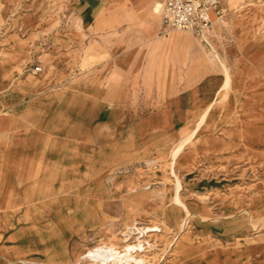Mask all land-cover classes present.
<instances>
[{
  "label": "rangeland",
  "instance_id": "obj_1",
  "mask_svg": "<svg viewBox=\"0 0 264 264\" xmlns=\"http://www.w3.org/2000/svg\"><path fill=\"white\" fill-rule=\"evenodd\" d=\"M162 2L90 27L76 0H0L2 108L18 90L41 147L0 169V264H264V0H220L201 34L163 29ZM170 105L174 126L138 124Z\"/></svg>",
  "mask_w": 264,
  "mask_h": 264
},
{
  "label": "crops",
  "instance_id": "obj_2",
  "mask_svg": "<svg viewBox=\"0 0 264 264\" xmlns=\"http://www.w3.org/2000/svg\"><path fill=\"white\" fill-rule=\"evenodd\" d=\"M110 4V0H76V5L79 8V13L81 15V23L82 25H89L90 27H94L95 20L99 18L106 10L107 6ZM161 21V18H160ZM161 26V22H160ZM170 89H173V85L170 84ZM10 93L11 96V109L3 111V102L4 99L3 89L0 87V169L6 167L9 169L7 174L15 175L18 174L20 162L19 160H26V168L29 169L32 167V162L35 157V153L40 151L41 147L36 146V136L34 134L35 124L33 120L19 119V99H18V90L16 92H6V94ZM152 94H160L163 93L160 90H156L150 92ZM170 93L177 94L180 92H172ZM182 94L185 92H181ZM23 105V104H22ZM33 105L32 102H27V106ZM145 105V104H144ZM173 105L166 107V109L161 110H153L148 109L146 107H140V110H146L149 113L143 115L138 119V124L140 126H147L152 128H161L162 126H174L178 120L180 119V110L178 108H174ZM94 110L102 109V104H100L99 100L94 102L92 107ZM163 113L165 117H163ZM112 126H114V120H107ZM99 124V120H91L90 125L92 127H97ZM118 126L127 125L126 120L122 123L117 124ZM26 129L20 130L22 127ZM21 127V128H20ZM80 132H82V124H79ZM41 136V135H40ZM80 140H77L78 146H76V151L82 152L84 143L83 136H77ZM80 145V146H79ZM93 148V147H92ZM5 164V165H3ZM4 173L3 171H1ZM28 173V172H27ZM17 182V180H16Z\"/></svg>",
  "mask_w": 264,
  "mask_h": 264
},
{
  "label": "built area",
  "instance_id": "obj_3",
  "mask_svg": "<svg viewBox=\"0 0 264 264\" xmlns=\"http://www.w3.org/2000/svg\"><path fill=\"white\" fill-rule=\"evenodd\" d=\"M220 0H163L160 18L163 29H178L201 34L209 30L214 18L221 14ZM40 65L32 67L33 72Z\"/></svg>",
  "mask_w": 264,
  "mask_h": 264
},
{
  "label": "bare ground",
  "instance_id": "obj_4",
  "mask_svg": "<svg viewBox=\"0 0 264 264\" xmlns=\"http://www.w3.org/2000/svg\"><path fill=\"white\" fill-rule=\"evenodd\" d=\"M159 6H160V3L155 4L154 6L155 12L159 11ZM130 250H131V247L129 246L124 250L125 251L124 253L119 254V251L113 250L112 247L108 249L105 246H99L95 249L89 250L88 256L94 258L101 264H109V262L112 263L114 261L121 260V259H124L126 262H128L132 258L136 260V258L130 254Z\"/></svg>",
  "mask_w": 264,
  "mask_h": 264
}]
</instances>
